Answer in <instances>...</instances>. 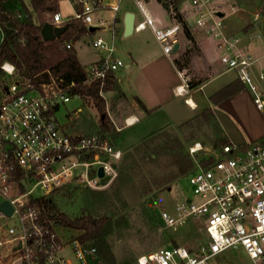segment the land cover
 <instances>
[{
  "label": "built area",
  "instance_id": "obj_1",
  "mask_svg": "<svg viewBox=\"0 0 264 264\" xmlns=\"http://www.w3.org/2000/svg\"><path fill=\"white\" fill-rule=\"evenodd\" d=\"M121 1L70 0L79 6L71 17L102 29L116 22L114 15ZM134 1L140 19L134 18L133 30L151 28L163 52L171 55L181 24L176 21L159 27L143 0ZM187 2L194 13L192 28L205 31L215 41L220 63L235 71L255 107L263 110L264 90L259 81H264V33L258 30L250 34V41L263 47L256 53L240 35L224 30L225 17L240 10L235 0ZM168 10L175 15L172 4ZM103 11L113 13V17L98 14ZM69 18L54 12L48 22L60 26ZM258 19L259 13H253L252 21ZM92 45L103 54L86 68L87 78L103 83L108 72L124 63L115 55L113 42L96 37ZM65 46L70 48L71 44ZM0 67L12 77L0 91V203L6 201L11 208L10 214L0 209V264H93L96 247L78 237L64 240L60 225L43 219L33 200L71 182L93 189L103 187L116 175L115 163L123 152L107 134L71 135L63 131L54 110L70 95L56 81L35 85L29 78H15L12 63L3 62ZM181 78L184 85L176 88L179 94L188 86ZM206 157L203 163L195 162L189 172L192 196L175 201L171 211L161 208L158 212L165 228H175L188 218L198 219L205 242L191 249L161 246L138 255L137 264H220L218 259L234 249L242 250L252 264H264V141H228ZM100 167L102 176L98 174ZM37 187L42 190L38 196L34 195Z\"/></svg>",
  "mask_w": 264,
  "mask_h": 264
},
{
  "label": "rangeland",
  "instance_id": "obj_2",
  "mask_svg": "<svg viewBox=\"0 0 264 264\" xmlns=\"http://www.w3.org/2000/svg\"><path fill=\"white\" fill-rule=\"evenodd\" d=\"M143 4L152 16H157L163 23H171L174 20V15L169 10H166V13L157 0H144ZM235 6H239L242 11L238 10L226 16L224 23H240L245 18L252 21V14L258 12L259 19L255 23H261L264 29V0H235ZM124 8L134 12L136 19H140L134 0H122L120 18ZM58 10L63 18L74 13L73 5L67 0L59 2ZM178 11L186 23H193L191 16L188 20L190 10L187 0L180 1ZM98 14L109 17L111 12L103 11ZM49 15L50 13L45 17L49 18ZM95 16L96 14L93 15L94 18ZM121 23L120 20L113 34L115 55L123 63L127 61L128 51L137 52L141 45L152 48L158 45L148 28L125 36ZM111 32L108 28L104 31L96 29L74 42L77 55L86 67L91 60L97 58L99 49L92 45L93 39L101 36L104 41L110 43ZM122 70L123 66L117 69V73L121 74ZM104 93V91L101 92L102 96ZM112 107L110 112H115L116 108ZM241 111L247 117L248 126H251L253 130L264 128V109L258 110L252 99L245 101ZM54 116L63 131L68 134L98 132L96 130V122L99 119L97 109L78 96H70L67 101L60 103L54 110ZM229 121L230 127L236 130L238 135L239 132L243 133V128L238 127L234 120L229 119ZM134 127H123L121 137L119 136L116 144L114 143L116 147L123 148L135 142L131 135V129ZM147 138L145 145L140 146L133 155L127 157L130 168L125 179L119 177V167L125 153L133 147L123 150L121 159L115 163L116 175L103 187L93 189L71 182L50 194L54 210L57 212L65 213L70 217L88 214L96 219L102 217L106 219L112 228L106 234L105 241L115 258V264H137L138 255L161 246L183 245L191 249L202 245L206 240L202 223L198 219L188 218L175 228H165L159 220L158 212L161 208L171 211L175 201L192 196L188 183V175L192 168L182 175L178 174L171 154L173 147L174 149L182 147L193 162H197L196 155L206 156L225 142L218 126L212 118L203 116L201 120H193L181 127H168ZM191 149L194 150L191 151ZM144 186H149L150 191H145ZM41 192L42 190L37 187L34 195L38 196ZM58 228L64 231L63 233L60 231L61 236L67 241L70 237H78L82 232L61 225ZM93 245L95 246L94 243ZM95 247L98 250L97 246ZM65 253L68 254L66 249ZM218 261L220 264H252L246 254L237 249L228 250L225 258ZM100 262V256L97 254L93 264Z\"/></svg>",
  "mask_w": 264,
  "mask_h": 264
},
{
  "label": "crops",
  "instance_id": "obj_3",
  "mask_svg": "<svg viewBox=\"0 0 264 264\" xmlns=\"http://www.w3.org/2000/svg\"><path fill=\"white\" fill-rule=\"evenodd\" d=\"M23 1L28 8L31 9L29 4L30 0ZM60 1L62 0H57L55 12H59L58 6ZM67 1L70 2V0ZM121 3L118 12L114 15L116 17V22L100 29L104 31L108 28L112 31L111 42H113V44V31L116 30L121 20V27L124 35L123 19L125 13L132 12L124 8L120 18L119 11L121 10ZM159 5L166 11L160 3ZM188 8L190 10L188 20H190V16L193 20L194 13L189 3ZM73 9L75 10L74 6ZM239 11L242 10L240 9ZM132 13L134 14V12ZM230 14L231 13L228 15ZM51 15L52 14L49 15V18H46L47 21L50 19ZM71 16L72 15H68L66 17ZM111 17H113V13L107 18ZM153 17L156 19V22H158L156 25L159 27H169L176 22L174 19L171 23H163L157 16ZM134 18L136 19L135 14ZM34 20L37 22L35 18ZM187 24L192 39L186 38L182 29L181 32L178 33L177 44L181 49L179 52L166 55L160 43L153 36L158 44L155 48L148 45H141L137 52L128 51L127 61L124 62L122 73H117V70L113 72L115 86L111 90L104 91L103 98L105 101V112L107 113L111 126L119 133L118 137L113 140L114 143L116 144L117 139L121 137L124 126H135L131 129L132 139H134L135 142L123 148L117 147L122 152L123 150H129L143 139L163 129L184 125L186 122L201 115L203 111L208 108L211 109L213 113L220 134L225 140L224 143L229 141L245 144L258 140L264 141V128L253 130L251 126H248L249 123L246 121L247 117H245L241 111L245 101L247 102L248 99L251 100L249 90L237 79L235 71L225 69L220 63L219 52L215 47V41L207 35L205 31L192 28V23L189 22ZM90 26L94 25H86L87 28ZM94 27V30L98 29L96 26ZM148 29L153 33L152 29ZM94 30H91L90 33ZM224 30L227 34L240 35L242 42H248L256 53L263 50V47L258 42L250 41L251 39L249 38L250 34L254 31L259 30L264 33L261 23L248 21V19L245 18L240 23H224ZM140 31L132 30L128 35ZM69 43L71 47L74 48L79 63L87 68L88 66L86 67L77 55L74 42L70 40ZM98 51L97 58L91 60L89 65L96 62L103 54V51ZM176 61L179 63H176ZM181 76H183L188 86L184 93L179 94L176 92V88L184 85ZM259 85L264 90V81H259ZM226 86H229V93L216 102L212 101V95ZM111 106H113L112 108H116L115 112H110L112 111L110 110ZM222 115L224 117H222ZM132 118L136 119L126 124L125 120H130ZM229 119L234 120L238 127H242L243 133L239 132L238 135L236 130L230 127L231 122ZM141 120H143L142 123ZM96 127V130H98V121L96 122ZM87 134L72 133V135Z\"/></svg>",
  "mask_w": 264,
  "mask_h": 264
},
{
  "label": "trees",
  "instance_id": "obj_4",
  "mask_svg": "<svg viewBox=\"0 0 264 264\" xmlns=\"http://www.w3.org/2000/svg\"><path fill=\"white\" fill-rule=\"evenodd\" d=\"M157 1L166 10L172 4L175 10L174 19L181 24L186 38L192 39L189 26L178 11L181 0ZM29 4L31 9L23 0H0V66L4 61L12 63L15 68V78H29L35 85L50 82L53 79L70 96H78L84 102L94 105L99 113L98 133L107 134L114 140L119 133L111 126L105 112V101L101 94L103 91L114 88L113 72L106 74L103 83L99 80H88L86 68L79 63L74 48L65 46V42L70 40L75 42L91 31L81 20L70 17L63 23L65 30L59 36L50 40H43L40 35L41 26L47 21L46 14L55 12L57 0H30ZM74 8L79 10L77 5ZM176 63L179 62L176 61ZM11 80L12 77L6 75L0 67V91L4 90ZM228 93L229 86H226L212 95L211 99L216 102ZM203 116H208L214 120L213 113L208 108L201 115L185 124H189L193 120H201ZM215 124L217 126L216 122ZM147 139H143L142 142L133 146L132 150L125 153L119 167L120 178L125 179L129 174L130 167L127 163V157L133 155V152L137 151L140 146L145 145ZM174 148L171 150L174 157L173 163L177 166L178 174L182 175L193 168L195 162L182 147ZM196 156L200 163L207 159L206 156ZM145 191H150V187L146 186ZM50 194L33 200L42 218L57 225L81 230L82 232L78 236L79 240L84 243H94L97 246V254L101 261L99 264H115V258L105 241L106 234L112 228L106 219L104 217L96 219L88 214L70 217L65 213L57 212L54 210Z\"/></svg>",
  "mask_w": 264,
  "mask_h": 264
},
{
  "label": "water",
  "instance_id": "obj_5",
  "mask_svg": "<svg viewBox=\"0 0 264 264\" xmlns=\"http://www.w3.org/2000/svg\"><path fill=\"white\" fill-rule=\"evenodd\" d=\"M219 15H222V13H219ZM123 22H124V35H128L133 30L134 14L132 12H126ZM94 28H95L94 26L88 27L90 31L94 30ZM64 30H65L64 24L60 26H52L48 21H46L41 26L40 35L43 40H50L59 36ZM180 50L181 49L178 46V44H175L173 46V52H179ZM98 174L99 176L103 175L101 167L98 169ZM0 209L7 214H10L11 212V208L6 201L0 203Z\"/></svg>",
  "mask_w": 264,
  "mask_h": 264
}]
</instances>
